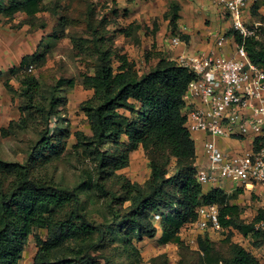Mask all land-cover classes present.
I'll list each match as a JSON object with an SVG mask.
<instances>
[{
  "label": "trees",
  "instance_id": "16d2710c",
  "mask_svg": "<svg viewBox=\"0 0 264 264\" xmlns=\"http://www.w3.org/2000/svg\"><path fill=\"white\" fill-rule=\"evenodd\" d=\"M62 3L0 0V25L23 16L29 28L37 30L45 28L35 25L38 15L58 16L44 49L41 38L39 47L10 67L3 81L4 88L18 96L19 115L0 127V139L18 141L32 135L20 151L21 161L0 157V264H19L30 238L36 248L33 264H168L166 254L144 263L138 248L159 231L162 244L178 248L177 264H260L231 241V232L250 237L254 248H264V231L255 229L264 221V210L245 221L234 202L241 189L204 191L195 178L196 148L182 111L183 96L194 75L161 53L154 55V65L138 68L136 59L115 50L107 31L109 22L105 17L97 19L90 4L84 12L76 7L71 18L69 7ZM254 4L255 9L264 8V0ZM177 11L172 2L163 15L172 32ZM259 20L264 23V16ZM68 28H80L82 34ZM139 28L131 22L121 32L128 37ZM227 34L244 46L250 62L264 68V38H256L257 31L255 37L245 39L231 30ZM62 38H68L75 55L92 66L91 72L80 75L82 86L92 92L80 105L88 134H72L64 117V92L74 88V78L47 84L41 74L32 73L46 63L49 50ZM152 53L141 61L147 63ZM12 80L18 83L15 89ZM72 137L75 143L70 150ZM262 145L264 136L253 141L254 149ZM136 150H142L148 162L149 175L142 183L132 182L121 172ZM70 154L82 168L69 186L56 181L48 169ZM213 204L218 206L225 237L217 244L205 232L198 236L196 248H190L181 239V231L196 220L200 205Z\"/></svg>",
  "mask_w": 264,
  "mask_h": 264
},
{
  "label": "built area",
  "instance_id": "2783aa9c",
  "mask_svg": "<svg viewBox=\"0 0 264 264\" xmlns=\"http://www.w3.org/2000/svg\"><path fill=\"white\" fill-rule=\"evenodd\" d=\"M212 1L229 15L234 34L242 39L256 36L258 25L249 26L245 20L253 0ZM228 38L233 44L232 56L210 50L175 59L194 75L183 96L185 126L190 134L209 137L203 142L206 164L196 168L195 178L201 186L229 180L245 188L254 184L264 187V145L253 147V141L264 136V68L250 62L233 34ZM228 38L218 36L215 48H221ZM180 43L179 37L171 39L172 46ZM214 138H250L252 145L239 153L219 146ZM196 213V220L180 233L190 248H196L199 235L223 230L217 205H200ZM255 229L264 231V221Z\"/></svg>",
  "mask_w": 264,
  "mask_h": 264
},
{
  "label": "rangeland",
  "instance_id": "374dc122",
  "mask_svg": "<svg viewBox=\"0 0 264 264\" xmlns=\"http://www.w3.org/2000/svg\"><path fill=\"white\" fill-rule=\"evenodd\" d=\"M49 0H47L48 2ZM62 1L64 3H62ZM78 0L72 3V0H61V3L67 5L69 7L68 15L69 17L75 16L76 7L80 9V12H84L87 5L90 4V8L94 11V15L97 19H101L105 17V19L109 22L107 26V31L109 35H112L113 47L117 52L125 53L131 59H136V63L138 68L146 69L151 65H154L157 61L156 56H154L158 52V48L156 45H160V42L156 40L161 32V37H163L164 42H169L171 44V39L175 37L176 33L171 36L168 28L164 25V17L155 16L154 14L150 15L144 22L138 23L140 25L139 29H133L131 31V35L126 37L122 34V30L126 29L130 22V15L128 11H121L117 8V6L121 3L118 1L123 0H87L88 3H79ZM127 2H131V0H126ZM69 2V3H68ZM90 2V3H89ZM53 4V3H49ZM72 5V8L70 6ZM255 4L252 3L248 13V21L251 25L260 26L257 30L258 39L264 38V23H260L259 17L263 16V13L259 9H255ZM58 17V16H57ZM57 17L50 15L49 13H43L37 16L35 25H45V28H38L37 30H32L25 23V19L23 16H17L13 21L9 23H3L0 25V32L5 33V40H0V44L4 46L9 40L14 39L16 47H13V52L9 53V58L7 60H12L11 62L17 63L18 58L23 55H30L33 53L39 46L38 43L42 38L43 44L42 49L46 44L48 35L53 33L58 23ZM163 20V21H162ZM75 34L81 35L82 31L80 28L69 29ZM142 34L146 37L145 40H142ZM170 34V35H169ZM148 38V40H147ZM4 44V45H3ZM172 45V44H171ZM161 47V46H160ZM41 49V47H40ZM41 49V50H42ZM149 51H153L150 56V59L147 63H143V57L149 53ZM162 54V53H161ZM191 54V53H190ZM89 61V60H88ZM89 62H87L84 58H78L75 55L74 48L68 38H62L49 50V57L46 63L37 69H33L34 74H41L44 81L47 84H54L59 78H74L75 86L73 89H69L64 92L66 96L67 103L65 106L66 114H64L65 119L68 124H70L72 134L76 131H81L85 134H88V127L85 124V117L80 110V105L85 100L89 99L92 95L90 90L85 89L82 86L80 75L84 72H91L92 66H88ZM12 87L15 89L18 87V83L15 80L11 82ZM7 93L8 95V106L10 111L6 109V111L11 113L13 119L18 118V96L15 92H8L2 85L0 84V93ZM0 95V103H1ZM5 103V100H3ZM2 103V104H3ZM1 105V104H0ZM5 106V105H4ZM5 111V112H6ZM3 113V112H2ZM1 113V114H2ZM0 125V127L5 126ZM32 133L26 134L22 137V140H12L8 138L0 139V157L3 160L9 162H17L21 161L23 155L20 153L21 149L25 147L27 139L31 138ZM74 136V135H73ZM75 143L73 137L69 141V149L71 150V146ZM227 148L233 150L231 146H226ZM81 163L76 160V156L74 154H70L67 156L62 162L55 165V168L48 169V172L52 174L56 181L62 182L66 185H72L74 183L75 178H77L79 171L81 170ZM148 168V162L145 158V155L142 150L133 154L131 162L129 165L121 170L124 175L127 177H132V175H136L140 180L145 178V171ZM232 186H237L236 182L228 183ZM239 205L242 210L241 218L245 221L251 220V218L256 214L259 209L264 210V193L256 192L251 194L243 195L234 201ZM225 230L214 233V236H211V239L217 244L220 243V240L225 237ZM41 236L45 237L44 232H40ZM231 241L237 243L244 247L248 252H250L260 264H264V248H254L252 246V241L250 237H244L238 231L233 230L231 232ZM34 245V241L32 238L29 240V246ZM35 246V245H34ZM138 248L140 249V253L144 263H148L149 260L153 257H156L161 254H166L168 264H177L179 260L178 248L175 246H165L162 242L155 237L153 239H144L142 242L138 244Z\"/></svg>",
  "mask_w": 264,
  "mask_h": 264
},
{
  "label": "crops",
  "instance_id": "0c3cea01",
  "mask_svg": "<svg viewBox=\"0 0 264 264\" xmlns=\"http://www.w3.org/2000/svg\"><path fill=\"white\" fill-rule=\"evenodd\" d=\"M175 3L178 6L177 11V20H176V28L175 31L172 32L170 27L168 26L169 19H164V25L169 33L173 37L176 33V37H179L181 43L178 46H172L169 42H164L161 37V32L156 40L160 42V45L157 46L158 52L162 53L161 55L170 60H175L176 57L182 54L192 55L196 53L208 52L210 50L215 51L217 54L224 56H232L233 55V44L231 43L230 38L231 34H227L231 29V21L229 15L224 13V11L217 6L212 0H131V2H127L126 0L118 1L121 3L117 6L121 11H128L130 15V22L142 23L150 15L154 14L155 16L163 17L164 14L169 12L170 3ZM251 3H261V0H253ZM250 9V7H249ZM249 11V10H248ZM246 12V23L247 25H251L248 21V13ZM260 11L263 13L264 8L260 7ZM264 16V13H263ZM163 19V18H162ZM169 34V35H170ZM227 34V35H226ZM224 35L228 40L221 48H215V41L218 36ZM5 33L2 34L0 32V40H5ZM142 40H145L144 34H142ZM148 40V38H147ZM4 45V44H3ZM161 46V47H160ZM13 47H16L14 39L9 40L4 46L0 44V84L6 79V72L10 67H13L19 63L21 57L18 58L17 63L11 62L12 60H7L9 58V53L13 52ZM191 53V54H190ZM4 87V86H3ZM7 93H0L1 96V105H0V125L7 124L10 120H12L11 113L6 111L8 109L10 111L9 106L7 105L9 102ZM5 100V103H3ZM3 103V104H2ZM5 105V106H4ZM6 111V112H5ZM3 112V113H2ZM2 113V114H1ZM3 127V126H2ZM191 137L195 143L196 148V168L206 164V158L203 151V142L209 138L204 133H192ZM215 142L221 146H231L234 152H244L251 147V139L250 138H214ZM139 152V150L134 151L130 154V162L133 157V154ZM125 169V168H124ZM124 174V173H123ZM145 178L139 179L136 175H132V177H128L132 182L142 183L144 182L148 175L149 169L145 171ZM228 183H232L229 180H221L213 184L204 185V191H209L213 188H220L224 190L226 193H234L235 191L241 189V193L237 196L235 201L245 196L247 193H255L262 192L264 193V187L259 184H254L251 187L245 188L242 185L237 184V186L229 185ZM237 204V203H236ZM257 213V212H256ZM256 215V214H255ZM254 215V216H255ZM253 216V217H254ZM252 217V218H253ZM184 229L187 230V227ZM214 233H209L210 237L214 236ZM161 231L158 232L156 238L161 242ZM165 246L174 247L173 244H163ZM36 248L34 245L25 248V251L22 255V259L19 264H33V256L35 254Z\"/></svg>",
  "mask_w": 264,
  "mask_h": 264
}]
</instances>
